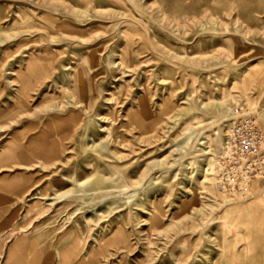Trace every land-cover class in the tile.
Segmentation results:
<instances>
[{"label":"rangeland","instance_id":"374dc122","mask_svg":"<svg viewBox=\"0 0 264 264\" xmlns=\"http://www.w3.org/2000/svg\"><path fill=\"white\" fill-rule=\"evenodd\" d=\"M158 3L162 11L152 6V0L143 1V23L137 25L141 33L128 31L130 41L113 23H106L87 28L80 42L75 29L67 28L63 34L55 30L50 39L41 26H32L33 19L28 18L32 0H0V151L13 128L21 126H26V134L20 142L30 151L26 169L11 163L0 167V264L8 244L22 239L36 245L21 253L42 264H58L60 237L72 227L76 229L70 243L63 247L69 256L67 264H264V218L257 224H243L235 219V210L225 212L221 194L218 203L207 208L197 194V206L190 208L192 193L187 188L195 186L194 178L200 176L196 167L191 172L193 180L180 172L168 187V177L155 181L162 170L147 166L154 158L169 155L171 162L187 171L184 163L196 159L177 151L170 155V151L188 123L196 126L194 144L197 139L207 141L206 134L215 136L216 125L208 116L179 118L188 93L198 101L212 102L234 95L244 108L251 106L248 97L260 109L264 107V0ZM120 54L126 64L123 74L110 66ZM30 56H37L41 71L25 75L31 88L23 97L17 95L13 72L25 70ZM62 63L80 69L83 81L77 83L74 95L81 107L73 100L66 104L70 93L59 88L66 72L59 69ZM248 69L249 83L234 81ZM106 97L116 98L122 107H109ZM140 100L155 122L152 132L127 124L126 111L138 110ZM56 101L62 109L51 110ZM110 109L119 123L126 122L127 129H120L124 143L117 145L126 162L124 178L94 192L87 202L72 197L50 204L49 199L36 198L70 191V178L92 170L88 162L108 169L111 160L87 158L82 144L99 142L104 131L95 114H107ZM86 127L90 137H83ZM53 149L55 155L50 153ZM18 174L28 187L23 196L14 191ZM258 184L256 192L261 193L264 182ZM34 203L42 204L40 211L30 212ZM76 207L83 210L68 219L67 212ZM118 228L127 243L109 240ZM102 238L109 241L98 249ZM96 249L97 262H80Z\"/></svg>","mask_w":264,"mask_h":264},{"label":"bare ground","instance_id":"6f19581e","mask_svg":"<svg viewBox=\"0 0 264 264\" xmlns=\"http://www.w3.org/2000/svg\"><path fill=\"white\" fill-rule=\"evenodd\" d=\"M143 1L144 0H37L35 2L32 0L33 6H31V14L28 15V18L33 19V24H31L32 26H41L50 39H53L52 33L55 30H58L59 34H63L69 31L67 28H72L75 29L73 32L78 34L79 40L82 42V35H84L85 32L90 31L89 28L92 26L113 23L116 27H118L120 34L125 36L127 41H130L131 37L129 38L128 31H135L138 34L141 33V29L140 27L138 28L137 25L143 23V9L145 8ZM114 4H118V7H115ZM104 5H112L113 7H105ZM152 6L162 11L158 0H152ZM37 17L39 18L38 20ZM82 26H85L86 29L81 28ZM122 26L128 27L125 28L126 30H123ZM123 57L124 56L120 54L118 61L114 60L110 62V66L116 71H121L122 74L124 73L123 68L126 66ZM25 65V70L21 69L17 72L15 71L16 73L13 72L14 75H17V82L14 83L15 86H18L17 95L23 97L27 96L28 91L31 88V84L28 78H25V75L36 70H39L38 73L40 74L41 71V65L37 56H30ZM61 68H66V72H64L60 81H58L61 83L59 88L61 90L67 89L70 93L69 100L66 104H69L70 101L73 100L76 107H81L82 102L79 101V98L77 100L74 95V89L76 88L77 83L83 81L82 78H80V69H75L73 66H68L66 64L59 65L60 70ZM250 70L251 69L245 70L242 75L239 78H235L234 81L241 85H244L246 82L249 83V81L246 80L248 79ZM105 100L110 104L109 107L111 108L113 106L115 107V105L119 107H122L123 105L120 101H116V98L114 97H106ZM186 100L187 102H185L187 105L180 109L179 118L181 119L183 116H189L190 120H194L199 118L202 114L206 115L208 116L209 121L216 125L214 129L215 136H212L210 133L206 134L205 137L207 141L197 139L196 143L194 144L193 141L196 137V126L193 124V122L190 124L188 123L186 126H184L183 130L179 134V138H177L175 141H172L174 142L175 147L170 151V155L171 153L177 151L185 153L186 155L190 154V158L196 159V161L191 159L187 164L184 163L187 171H182L183 168L181 166L175 164L176 162H171L169 160V155H165L162 158L156 157L151 160L147 166L150 167V169L162 170V173L155 177V181L157 182L162 178L168 177V187H170L172 184V180L170 179H175L180 172L186 176H189L190 180H193V175L191 172L195 171L194 167H196L197 171H200V176L194 178L196 180L195 186L191 185L188 188L185 187L192 193V199L188 207L193 208L194 205L197 206V194L204 198V208L213 207L218 203V195L220 194H217L216 191L215 164L218 160L219 151L224 143V133L226 126L239 117L253 113L257 116L259 122L261 121L264 123V107L260 109L257 103L247 97V100L250 102L251 106L249 108H244L241 100L234 95H232V97L229 99H226L224 96H222V98L212 102L204 100L198 101L190 92L187 94ZM16 104L18 105V103ZM62 106L63 105L60 101H56L53 105H50V109L60 110L62 109ZM115 111L119 112L118 109ZM115 111L110 109L108 110L107 114L96 113L95 117H98L102 121V123L99 124V128L104 131V134L103 136H100L99 142L93 141L91 145H89L87 142L82 144V149L87 154V158L93 156L97 157L98 159L111 160L108 162V169L104 171L96 167L94 164L88 162V164L92 166V170H90V172L84 171L81 175L70 178L69 183L71 182L72 184L70 191L63 193L55 191L53 195H48L45 197L36 195V198L40 200L49 199L52 202L50 204H56L59 201L68 200L72 197L86 201V199L90 198L91 194L101 190L102 188H105L108 183L124 178V167L126 166V162L122 161L123 157L120 154L117 145L124 143V134L120 130L121 127H124L125 129L127 128L125 121L123 122L121 120L119 123L118 119L113 115ZM124 116L127 118V124L132 125L134 128H139L142 131L148 132H152L154 130L155 122L153 121V118H151L143 100H140L138 110L130 113L126 111ZM229 117L232 118L229 119ZM170 119L177 120V118ZM145 120H148L147 125H145ZM92 122L93 120H90L88 124L92 125ZM56 136H58V134H56ZM83 137H90L87 127ZM206 142H208L207 145ZM13 147L15 149L16 157L20 156L19 143L15 142ZM28 149L29 147L26 148L27 153L30 152ZM55 152L56 149H53L50 153L55 155ZM177 160H180V157L177 158ZM26 166L28 167L27 164ZM140 183L141 180L138 181V184ZM258 183L259 182H255L252 184V191L250 190L246 195H250L247 199V202H241L244 196L221 194L223 202L226 203L225 212L229 214L230 211L235 210L237 212L235 219L241 221L243 224H257V222L261 221L264 218V191L261 193L256 192L257 189L260 188ZM38 203H40V201ZM69 204L70 203H66V207H68ZM41 208L42 204L34 203L30 209V212H38L41 210ZM81 210H83L81 207H76L74 210L68 211L67 218H71L72 214H75V212L77 213ZM195 210L197 212H202V208H196ZM99 214H101V212L98 213V215ZM67 218L65 219L67 220ZM86 221H89L88 217H86ZM75 229L76 227L70 228V232H67L65 235L60 237L62 240H60L56 249L59 255L58 264H67V259L69 256L63 247L70 241V234L75 231ZM109 240L120 242L122 244L127 243L126 236L124 232H122L121 228H118L115 232H113ZM109 240L102 238L98 242V249L102 248ZM70 249L74 250L75 248ZM98 254L99 250L97 249L95 251L88 252L80 262H97Z\"/></svg>","mask_w":264,"mask_h":264},{"label":"built area","instance_id":"2783aa9c","mask_svg":"<svg viewBox=\"0 0 264 264\" xmlns=\"http://www.w3.org/2000/svg\"><path fill=\"white\" fill-rule=\"evenodd\" d=\"M216 191L246 196L255 182H264V129L254 114L226 126L215 164Z\"/></svg>","mask_w":264,"mask_h":264},{"label":"crops","instance_id":"0c3cea01","mask_svg":"<svg viewBox=\"0 0 264 264\" xmlns=\"http://www.w3.org/2000/svg\"><path fill=\"white\" fill-rule=\"evenodd\" d=\"M1 128L2 127L0 126V129ZM24 131H25V126L13 128L12 133H11V137L8 140L7 145L4 148H2V150L0 151V161H1L0 167L11 163L14 166H19V167H22L24 169L27 168V166H26V159H27V154H28L27 150H26L27 147L23 146L22 142H20V137L22 136L21 137L22 139L25 137ZM20 132H22V133H20ZM16 136H18V137H16ZM15 140H17V142L20 145V148H19V152H20L19 155L20 156H18V157H16L15 149L13 147V144L16 142ZM21 175L20 174L15 175V178H14V180H15L14 191L19 196L25 195V192L28 188L27 186L23 185L20 182V179L22 178ZM32 245H36V244L35 243H25L24 239L15 240L14 242H10L6 248V255H5L4 264H42L37 259L32 260L25 253L20 252L22 250L26 251L27 249H29L28 247H30Z\"/></svg>","mask_w":264,"mask_h":264}]
</instances>
